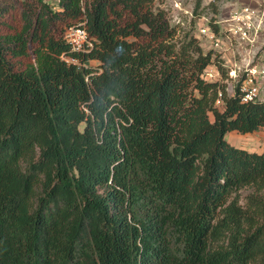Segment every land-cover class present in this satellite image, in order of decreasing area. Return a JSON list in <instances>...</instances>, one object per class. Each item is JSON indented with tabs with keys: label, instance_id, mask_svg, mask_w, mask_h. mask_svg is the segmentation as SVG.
Instances as JSON below:
<instances>
[{
	"label": "trees",
	"instance_id": "1",
	"mask_svg": "<svg viewBox=\"0 0 264 264\" xmlns=\"http://www.w3.org/2000/svg\"><path fill=\"white\" fill-rule=\"evenodd\" d=\"M17 4L0 0V264H264V151L226 138L264 127L263 97L208 79L223 58L155 0Z\"/></svg>",
	"mask_w": 264,
	"mask_h": 264
},
{
	"label": "rangeland",
	"instance_id": "2",
	"mask_svg": "<svg viewBox=\"0 0 264 264\" xmlns=\"http://www.w3.org/2000/svg\"><path fill=\"white\" fill-rule=\"evenodd\" d=\"M20 1L17 0L18 6L14 8L13 19L19 16ZM155 4L165 10L171 24L176 27V38H182L186 33L194 34L205 50L212 48L214 56L219 54L220 58L227 60L229 64H245L250 59L253 63H260L264 59V0H155ZM243 6L250 7L254 14L248 29L253 39L249 41H245L246 39L239 35L230 34V27L242 24L234 19L232 14ZM213 16L218 25L215 31L222 42L220 48H213L211 41L199 31V27L204 23V17L210 20ZM7 20L11 18L7 17ZM237 72L242 70L238 69ZM226 83L229 92H233L232 80L228 79ZM226 138L231 143L249 150L264 151V127L246 133L236 129L230 130ZM248 191L249 189L245 188L243 193Z\"/></svg>",
	"mask_w": 264,
	"mask_h": 264
},
{
	"label": "built area",
	"instance_id": "3",
	"mask_svg": "<svg viewBox=\"0 0 264 264\" xmlns=\"http://www.w3.org/2000/svg\"><path fill=\"white\" fill-rule=\"evenodd\" d=\"M88 0H81L84 4ZM233 18L239 20L242 24H236V26L230 27V34L233 36H241L245 41L252 40L248 29L251 26V17L253 12L250 7L243 6L242 9L236 10L232 14ZM200 34L207 37L211 41L213 48H220L222 42L217 35V32L211 28L209 25V20L204 17V23L199 27ZM66 39L71 44L72 49L77 51H82L90 48L93 45L92 39L89 38L86 29L83 25H73L69 27L66 31ZM63 58L67 60L76 61L75 58L69 57L66 54L62 55ZM221 65L227 69L228 75L225 77L222 72V67L216 62H212L205 69V76L208 79H219L222 82L231 79L233 82V88L237 87L239 93L242 95V100L248 101L256 99L260 96L264 100V59L260 63H253L250 59L245 64H229L227 60H223ZM231 65V68L229 66ZM238 69L242 72H237ZM222 93H219L217 103L221 102Z\"/></svg>",
	"mask_w": 264,
	"mask_h": 264
}]
</instances>
